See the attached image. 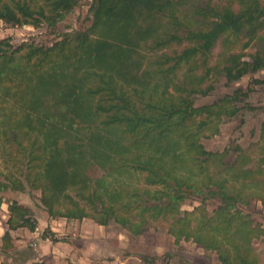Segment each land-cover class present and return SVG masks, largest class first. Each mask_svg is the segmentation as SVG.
Returning <instances> with one entry per match:
<instances>
[{
  "label": "trees",
  "instance_id": "trees-1",
  "mask_svg": "<svg viewBox=\"0 0 264 264\" xmlns=\"http://www.w3.org/2000/svg\"><path fill=\"white\" fill-rule=\"evenodd\" d=\"M79 2L0 0V19L53 25ZM90 10L89 27L52 46L15 47L9 38L0 39V125L16 122L19 128L14 135L0 134L7 170L0 169V203L3 192L28 185L42 189L51 216L92 217L102 225L111 217L132 224L117 212L141 203L150 211L147 217L163 218L158 223L177 240L216 250L221 264H261L252 239L264 228L237 204L259 197L264 143L252 157L238 145L212 152L201 142L241 109L239 102L254 86L237 87L201 106L194 95L208 94L220 76L232 83L264 68V0H93ZM221 38L227 51L221 62L208 65ZM251 44L257 49L250 60L234 50ZM206 79L210 83L202 85ZM14 143L16 151L10 147ZM236 149L239 154L227 162ZM92 162L106 172L97 187L83 168ZM137 172L149 187H123ZM119 173L123 180L116 178ZM71 191L80 199L87 193L96 214L70 197ZM185 192L218 197L221 204L212 214L204 203L182 210ZM67 200L73 208L63 211ZM9 209L10 228L36 229L28 207L13 200ZM129 227L136 232L138 226ZM11 239L7 231L4 247L12 246ZM53 240L61 239L55 234Z\"/></svg>",
  "mask_w": 264,
  "mask_h": 264
},
{
  "label": "rangeland",
  "instance_id": "rangeland-1",
  "mask_svg": "<svg viewBox=\"0 0 264 264\" xmlns=\"http://www.w3.org/2000/svg\"><path fill=\"white\" fill-rule=\"evenodd\" d=\"M92 2L93 0H80L72 10L66 12L64 17L53 25L48 24L45 20L39 25H19L6 23L0 19V39L9 38L15 47L24 42L35 43L40 46H52L62 40L66 34L81 31L90 26L92 21L90 10ZM261 31L263 33L264 28ZM222 39L211 50L210 63L208 65H215L221 62L227 51L228 44L226 46ZM261 45H264V40L261 41ZM177 47L179 49L182 48L180 45ZM256 49L257 45L251 44L245 48H240L238 45L234 50L247 54L245 58L250 60V54L254 53ZM261 53L264 54V49ZM262 70L246 74L240 80L232 83H228L225 77L220 76L212 82L213 87L208 94L194 95L195 105L201 106L217 101L225 94L232 93L237 87L247 90L248 85L254 86V90L249 93L246 99L239 102L241 109L231 117H225L219 123V132L217 134L202 137L201 142L206 150L222 152L230 147L236 148L238 145L247 150L252 157H255L263 147L264 141L261 140V134L264 123V83L254 82V79H264V68ZM208 81L209 79L202 81V85L210 83ZM63 113L65 114L66 111H63ZM18 114L24 117L25 111L21 108ZM14 119H17V116ZM18 129L16 122H6L3 126L0 125V134L10 133V135H14L19 132ZM10 147L15 151L17 150L15 143L11 144ZM239 152L240 150L238 149L235 152L231 150L226 157L227 162H233ZM3 154L0 149V169L5 173L7 170ZM246 160L249 161L248 159ZM83 168L91 178V183L94 186L98 185L97 182L106 174L105 170L94 162ZM123 176V174L119 173L116 178L123 180ZM0 178L3 179V175ZM125 180L123 187L128 186L127 183H133L138 188L149 187L146 185L145 176L140 172H137L136 175L132 174L130 180L126 178ZM252 188L250 187L248 192ZM258 193L259 197L248 198L246 204L238 202L237 207L250 216L254 225L259 224L264 228V200H262V198L264 199V185L258 188ZM2 194L7 200H17L28 207L31 210L32 218L37 221L39 226V237L46 235L51 241H54L53 238L56 233L51 229V215L41 200L42 189L31 188L26 185L24 190L8 189ZM69 195L75 200H81L80 202L90 214H96V211L87 202V193H85L86 197L83 199H80V195H77L75 191H71ZM185 195V199L181 203L182 210H192L194 207L204 203L207 212L212 214L213 210L221 204L218 197L207 194L185 192ZM121 199V201L127 200L122 197ZM134 206L136 207L130 208L128 211L120 208L117 212L128 216L130 221L132 220V224H122V222L115 220L113 217L105 225L99 224L92 217L83 219L67 217V220L64 217L54 218L62 226V230H60V233L58 232L59 235L57 237L61 240L71 241L72 245L75 246L76 253L85 251L87 256L93 259V264H221L216 250H207L192 239L181 238L177 240L169 232L165 224L158 223L163 218L158 220L156 218H148L150 211L146 212L141 203L134 204ZM61 207L64 211L73 208V205L67 200ZM141 214H145L146 217L142 218ZM159 217H162V215ZM196 220L195 218L192 220V225H195ZM65 221L67 222L64 229ZM128 225L132 227L137 225L136 232ZM257 235L252 239L253 252L260 256V262L264 264V233L258 232ZM39 237L35 238L36 242H38ZM25 245H29L27 246V248L29 247L28 251H32L30 249L35 248L28 242ZM50 260L51 258L48 255L41 262L50 263Z\"/></svg>",
  "mask_w": 264,
  "mask_h": 264
},
{
  "label": "crops",
  "instance_id": "crops-1",
  "mask_svg": "<svg viewBox=\"0 0 264 264\" xmlns=\"http://www.w3.org/2000/svg\"><path fill=\"white\" fill-rule=\"evenodd\" d=\"M263 71V70H261ZM13 200H7L4 197L0 203V264H37L41 262L46 256H50L51 262L49 264H93V259H90L85 251L76 253L75 246L69 240L51 241L45 236L39 237V226L35 230H31L27 226H19L17 228H10L8 220L10 218V203ZM21 204V203H20ZM31 212V210H30ZM62 216H51V229L58 236V232L62 230V226L54 218ZM67 220V217H64ZM79 219V218H76ZM64 223V229L66 227ZM9 231L12 239V246L4 247V235ZM38 242L35 238H38ZM27 242L31 246H35L32 251H28ZM74 243V242H73ZM27 248V249H26ZM36 249V250H35ZM87 251V250H86ZM82 255V256H80Z\"/></svg>",
  "mask_w": 264,
  "mask_h": 264
}]
</instances>
